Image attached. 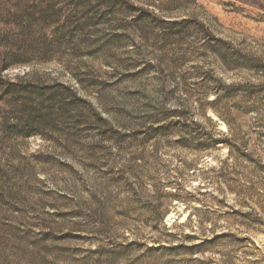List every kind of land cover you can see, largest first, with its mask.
Instances as JSON below:
<instances>
[{
	"label": "rangeland",
	"instance_id": "obj_1",
	"mask_svg": "<svg viewBox=\"0 0 264 264\" xmlns=\"http://www.w3.org/2000/svg\"><path fill=\"white\" fill-rule=\"evenodd\" d=\"M24 5L0 76L59 106L0 119V264H264V0Z\"/></svg>",
	"mask_w": 264,
	"mask_h": 264
},
{
	"label": "trees",
	"instance_id": "obj_2",
	"mask_svg": "<svg viewBox=\"0 0 264 264\" xmlns=\"http://www.w3.org/2000/svg\"><path fill=\"white\" fill-rule=\"evenodd\" d=\"M22 9L24 8L25 0H18ZM264 10L263 6H260ZM24 20L22 19V22ZM8 57V53L0 49V60L2 61L1 69L5 68L4 62ZM37 88L35 86H19L17 83H12L11 81H5L0 76V119L3 122H11L12 118H15V114L18 112L17 109L20 108L19 112L21 118L19 121H24V123H29L30 121L34 120L35 116H37L38 111L36 110L37 107H41L40 104H43L42 101L47 100L48 105L50 106L51 110L59 106L58 101L50 94L48 97H42L38 95ZM82 102L88 104L89 109L97 116V119L102 124L103 127L112 130L108 121L104 119L94 108V106L84 101L83 99L79 98ZM35 102L38 103L37 105L33 106L34 110L29 109L31 105ZM21 125L20 123L17 124ZM20 128V127H19ZM19 132V130H18ZM27 136V135H26Z\"/></svg>",
	"mask_w": 264,
	"mask_h": 264
}]
</instances>
